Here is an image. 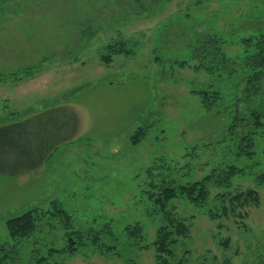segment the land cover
Masks as SVG:
<instances>
[{"label":"rangeland","instance_id":"rangeland-1","mask_svg":"<svg viewBox=\"0 0 264 264\" xmlns=\"http://www.w3.org/2000/svg\"><path fill=\"white\" fill-rule=\"evenodd\" d=\"M263 36L264 0H1L0 127L61 106L79 126L37 171L0 173V264H158L152 244L167 223L150 192L231 166L242 172L229 187L211 182L203 205L169 201L191 226L169 263L264 264V67L255 63ZM116 41L134 54L106 64L101 55ZM195 92L209 93L211 109ZM139 128L146 136L133 144ZM246 189L260 205L222 215L230 205L219 195ZM53 200L72 215L70 231H102L120 256L87 237L70 253L50 216L29 238L10 237L8 219ZM137 223L143 240L126 234Z\"/></svg>","mask_w":264,"mask_h":264},{"label":"trees","instance_id":"trees-1","mask_svg":"<svg viewBox=\"0 0 264 264\" xmlns=\"http://www.w3.org/2000/svg\"><path fill=\"white\" fill-rule=\"evenodd\" d=\"M159 1V0H153ZM1 2V0H0ZM258 53L255 55V63L264 67V36L257 43ZM105 53L101 55V60L110 64L115 55H132L133 49L128 47L125 41H116L107 45ZM201 94L203 104L207 109H211V97L208 92H195ZM252 121L255 129L263 127V114L258 110L252 114ZM79 119L76 112L68 107H55L39 114H34L30 118L0 127V173L11 176L22 175L35 172L42 167L52 156V154L65 142L72 141L77 135ZM235 123L232 124V128ZM233 130V129H231ZM146 128H139L132 136V143H139L146 136ZM249 146L253 147L252 138L249 137ZM251 141V142H250ZM239 172L235 166L222 171L218 175L212 174L203 180L193 183L190 186H183L179 189L169 185H164L158 193L150 192L156 207L162 212L166 225L157 229L153 247L156 251L158 264H170V258L175 256V245L179 239L187 238L190 232L188 220L177 217L174 212L168 210V203L178 196L185 197L196 206L203 205L209 197L208 186L211 182L218 186H230L231 179ZM259 184L264 185V174L257 177ZM222 202H228L230 208L223 205L222 215L228 212L236 217H242L241 209L247 206H259L260 196L255 189H246L237 193L220 194ZM240 211V213H239ZM213 219L217 214H210ZM57 219L67 231L68 245L70 253H74L77 246L83 245L82 240L87 237L91 245L101 254L116 253L114 246L104 245L101 237L102 231L90 229L86 232L80 230L70 231L73 225L72 215L56 200L50 203V208H32L23 214L10 218L6 222L8 234L12 239H27L38 229L41 222L47 217ZM126 234L130 239L143 240V228L140 224L129 225L125 228ZM107 232L113 236V231L108 225ZM148 248V245H143ZM2 247L1 250H4ZM66 249V250H67ZM176 264H186L185 259H181Z\"/></svg>","mask_w":264,"mask_h":264}]
</instances>
